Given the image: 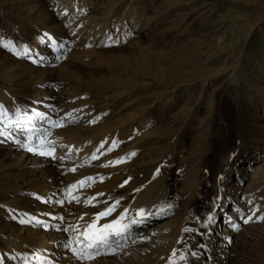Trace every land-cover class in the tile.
Segmentation results:
<instances>
[{
	"label": "rangeland",
	"instance_id": "374dc122",
	"mask_svg": "<svg viewBox=\"0 0 264 264\" xmlns=\"http://www.w3.org/2000/svg\"><path fill=\"white\" fill-rule=\"evenodd\" d=\"M122 1L100 0L68 29V0L56 7L52 0H0V88L19 104L43 108L49 118L75 114L66 125H44L47 140L107 136L85 164L76 165L64 156L65 148H57L41 168L28 164L46 155L28 158L25 149L10 147L17 141L6 132L0 136V163L26 161L24 176L42 184L55 175L63 192L85 183L75 203L62 204L53 245L70 237L88 210L114 206L107 221L128 216L142 186L167 176L172 214L146 225L97 264H264V0H137L143 16L123 42L113 38L105 47L86 49L70 44L55 62H33L30 51L50 50L44 31L80 40L94 22L117 10L120 32L128 12L127 6L117 8ZM133 114L146 121L135 133ZM225 132L227 139L219 140ZM25 136L17 137L23 142ZM233 150L224 199L231 195L227 212L236 219L241 209V221H225L221 213L214 222L218 163ZM17 183L11 189L37 200L33 185ZM4 211L0 205L1 216ZM79 227L87 230L85 223ZM212 241L216 247L209 248Z\"/></svg>",
	"mask_w": 264,
	"mask_h": 264
},
{
	"label": "bare ground",
	"instance_id": "6f19581e",
	"mask_svg": "<svg viewBox=\"0 0 264 264\" xmlns=\"http://www.w3.org/2000/svg\"><path fill=\"white\" fill-rule=\"evenodd\" d=\"M52 1L54 7L62 2V0ZM98 2H100V0H68V4L72 7L71 12H65L67 16L64 19L62 18L66 25H71L67 28H75V20L80 18L81 15H84L85 12L92 11ZM124 6H127L126 9L128 12L125 14L123 21H121L120 27L122 28L120 32H117V26L115 24L117 10L110 12L109 15L94 22L87 36L80 40L73 38L74 40L68 42L69 40L65 41L59 37L61 35L59 31L57 33L56 31H44V40L48 41L47 43L50 45V50L48 49L47 51L44 49L40 51L35 48V50L30 51L33 62L37 63L39 66H43L52 61L55 62L65 55V51L70 47V44H73L76 49H86L96 46L105 47L113 38L115 41L123 42L128 36L132 35L134 28L143 16L142 13H139L143 8L140 7L137 0H123L117 8L119 9ZM58 8L59 7H57V9ZM59 10L58 15L60 16L63 14L64 10L63 8ZM58 34L60 35L58 36ZM0 97V106L6 110V115L0 117V136L4 137V133L7 132V134H9L13 132L14 140L17 141L14 145H10V147L25 149L28 158H32L35 152L40 156H45L41 155V152L52 153V155H46L47 158L39 162L31 161L28 164L29 166L36 164L35 166L41 167L48 164L50 160L48 157L52 158L57 148H65L64 156L73 158L76 165L85 164L93 159V157H96V148L99 146V142L106 140L107 136L105 138L99 136L94 140L82 138L67 142L47 140L46 136L48 135V129H52L53 126L60 127V125L73 122L75 114H65L59 117L49 118L47 115L48 113L46 114L43 108L37 110L35 106L30 108L27 107L26 103L19 104L18 97L11 96V94L5 92L1 88ZM18 112L19 116H17ZM139 120L138 116L135 114L132 115L130 120L132 125L130 130L131 133L139 132L144 129L146 121ZM148 122H151V120L148 119ZM44 125L48 126V129L47 127L45 128ZM124 125L125 124H122L121 126ZM137 129L140 130L136 131ZM18 131L26 133V138L23 139V142L20 137H17L19 135ZM148 134V136H152V134ZM228 135L229 133L226 134L225 132V134L218 136V139L225 140ZM29 147L33 150L29 151ZM236 156L237 151L233 150L226 155H222L218 163V167L221 169L218 177L220 184L216 186V190L213 192L211 198L213 203L211 214L213 215L214 222L217 217L224 216L221 215V213L225 214L227 217L225 221L229 218L233 219L232 223H239L241 221L239 220V215L243 212L241 209H239L240 213L236 214L238 217L236 219H234L235 217L233 216L234 214L232 215V212H227L230 210V204L232 203L231 195L228 194V198L224 199L226 195V181L229 179V168L233 162H235ZM25 162L26 161L18 160V162L14 164L0 163V205L6 208L2 216L0 215V264H97L99 260L103 259V255L110 254L117 248L124 247L128 240L137 232L139 233L140 230H143L146 225L148 226L150 224L149 226H152L154 223L168 217L173 212V208H170L172 205L167 202V176L163 178L155 176L144 184L142 189L135 195L132 205L134 206L132 207L134 210L130 211V213L128 212V216L121 215L117 219L121 220V217H123L121 224L129 226L124 235L121 237L110 236L109 243L107 245H100L98 249L88 248L87 245L89 241L82 235V233L86 231L82 230L84 227H79L80 224H87L88 229V226L94 221L97 223L98 227L117 221H107L106 216L97 221L96 217L98 213L88 214V210L79 218L78 223L74 224L72 235L64 238L60 243L53 245L52 242L55 243L58 241L59 237L56 234V225L62 224V204L67 202L75 203L80 194L79 191L77 193L76 191L81 190L85 186V183L81 184L80 182L79 184H72L67 191L63 192L64 188L56 176L49 175V178H47L44 183L39 184L31 177L24 176L22 168ZM21 179H24V183L35 187L32 191L33 194H36V201H27L23 195L18 194V189H11L10 185L19 182ZM93 202L94 201L89 200L88 203L86 202L87 206H92L94 204ZM219 204H222L221 211H219L218 208ZM52 208L56 210L54 211ZM82 210L85 211L84 208ZM141 210H143V215L140 214ZM39 226L43 227L44 231L39 230ZM211 228L212 227H210L209 230H211ZM217 228L219 229L218 226ZM230 236L231 234L228 235V237ZM152 241V243H155L162 240L159 238H152ZM216 244L214 241L210 242L209 248L216 247ZM72 248L77 249V251L81 252V255L84 256L92 254L94 257L92 258L93 260L78 258L71 250ZM97 251L99 254H96Z\"/></svg>",
	"mask_w": 264,
	"mask_h": 264
},
{
	"label": "snow or ice",
	"instance_id": "6c2138e0",
	"mask_svg": "<svg viewBox=\"0 0 264 264\" xmlns=\"http://www.w3.org/2000/svg\"><path fill=\"white\" fill-rule=\"evenodd\" d=\"M4 47H10V44L6 43V44H4ZM11 47H12V50L15 51V47L14 46H11ZM17 54H19V53H17ZM5 115H6V110H4L2 108V106H0V117H3ZM17 116H19V112L17 113ZM60 126H62V125H60ZM28 150L32 151L33 149L31 147H29ZM40 154L41 155H52L51 152H47V153L41 152ZM134 154L135 153H133L132 155H134ZM93 158H96V157H93ZM118 162H122V161H118ZM83 183L84 182L82 181L81 184H83ZM114 210H115L114 206L107 208L105 211L97 214L96 220L98 221L105 216L111 215ZM140 214L143 215V210H141ZM122 219H123V217H121V220ZM261 219H264V217H262ZM121 220H117L114 223L104 224V225L99 226V227L97 226V223L94 221L91 225L88 226V229L86 230V232L82 233V235L85 237V239H87L89 241L87 247L90 249H98L100 245H107L109 243V237L110 236L121 237L122 235H124V233L127 231V228L129 226L128 225H122ZM186 231H191V229H186ZM71 250L80 259H85V258L92 259V258H94L92 254H88L87 256L81 255V252L77 251V249H75V248H72ZM96 254H99V252L97 251ZM173 255H175V253H173ZM193 255H195V253H193Z\"/></svg>",
	"mask_w": 264,
	"mask_h": 264
}]
</instances>
